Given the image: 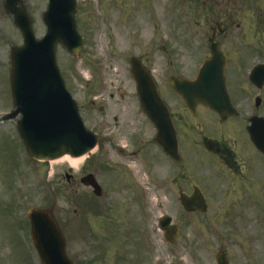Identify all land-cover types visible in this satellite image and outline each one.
I'll use <instances>...</instances> for the list:
<instances>
[{
	"label": "rangeland",
	"instance_id": "1",
	"mask_svg": "<svg viewBox=\"0 0 264 264\" xmlns=\"http://www.w3.org/2000/svg\"><path fill=\"white\" fill-rule=\"evenodd\" d=\"M201 1L99 0L98 4L94 0L95 7L77 0L76 25L86 45L83 60L74 59L57 46L56 62L87 128L99 136L109 134L103 140L105 152L100 150L77 166L65 161L37 162L26 154L14 122L0 124V264H39L29 236L26 213L30 209L54 214L72 264H216L220 249L225 250L229 264H264V201L252 203L250 186V181L264 185V157L254 150L246 135L248 116L256 110L244 101L248 95L245 87L238 88L232 76L241 115L230 120L229 125L210 120L212 114L206 110L199 113L189 139L193 152L187 156L194 158V164L184 170L172 167L145 143L153 127L140 117L135 106L128 64L131 56L147 58L154 76L164 82L165 74L185 70L181 67L185 61H190L192 67H184L194 74L195 65L206 55L205 31L210 25L198 7ZM232 1L221 4L228 8ZM23 3L35 38L39 39L45 32L41 14L47 2ZM260 4L264 5V0ZM152 21L157 22V28ZM21 44L20 33L0 10V115L11 109L9 49ZM161 53H168L167 61L161 59ZM260 63L264 64V54L249 53L240 67L245 71ZM227 68L228 60L225 75L230 93ZM125 106L130 107V115H124ZM258 113L264 114V102L257 116ZM113 117L117 118L116 127ZM139 129L143 131L135 133L143 135V139H130L132 131ZM202 135L209 141L216 138L235 152V167L242 174L235 176L222 170L212 158L199 160L202 156L195 144ZM133 140L136 148H132ZM138 147L143 155L151 156L152 163H157L154 170L143 168L140 154L131 156L130 151ZM97 156L125 170H103L95 164ZM93 172L103 190L101 199L79 184V178ZM180 173L185 174L179 176ZM66 175H71L72 180L67 181ZM182 178L202 190L208 203L206 216L182 210L173 185L186 183ZM161 182L164 187H160ZM164 215L170 216L171 226L179 229L174 244L164 242L161 233L149 232Z\"/></svg>",
	"mask_w": 264,
	"mask_h": 264
},
{
	"label": "water",
	"instance_id": "2",
	"mask_svg": "<svg viewBox=\"0 0 264 264\" xmlns=\"http://www.w3.org/2000/svg\"><path fill=\"white\" fill-rule=\"evenodd\" d=\"M47 1V9L42 16L46 35L39 41L33 36L25 9L17 7L22 0H4L2 5L6 14L12 15L23 37V46L13 48L10 53L13 111L2 120H12L21 115V119L16 122L17 131L28 154L40 161L64 155L78 157L96 145L94 135L83 128L75 104L64 90L55 64L56 43L65 45L71 53H77L80 49V39L75 33L73 19L75 1ZM211 52L212 59L217 58L219 61L216 51ZM215 61L212 60L202 68L196 81L174 79L172 83L190 110L200 103L225 120L234 111L224 88L221 63ZM136 78L141 80L139 84L148 83L147 77L142 74ZM140 91L141 104L159 132L156 141L165 153L176 158L174 134L167 121L166 124L164 122L161 107H156L158 99L154 91L146 86ZM160 122L163 125L160 126ZM248 132L256 147L264 152V119L253 118ZM81 182L93 187L96 195L100 194L92 176L85 177ZM180 201L186 211L204 212L206 209L197 190L191 198L181 196ZM28 217L32 242L41 264H71L65 255L63 237L50 213L31 210ZM161 226L165 238L173 242L176 228H169L164 222ZM216 261L217 264H226L222 252L217 255Z\"/></svg>",
	"mask_w": 264,
	"mask_h": 264
},
{
	"label": "flooded vegetation",
	"instance_id": "3",
	"mask_svg": "<svg viewBox=\"0 0 264 264\" xmlns=\"http://www.w3.org/2000/svg\"><path fill=\"white\" fill-rule=\"evenodd\" d=\"M218 1L220 4L217 5L214 13L209 14L206 16L207 22L209 23L210 27L208 28V32H210V37H209V42L212 43H218L219 45H221V47H223L224 49L227 50H236L237 49V41L240 38L237 37H233V36H229V30L228 27L232 25V23L234 22L235 19V15L233 14L235 11V7L236 6H230L227 8L224 4H221L224 0H216ZM255 18L256 16L259 18H264V14L261 12V6H259L257 8V10L255 11L254 14ZM221 38V39H220ZM228 59V57H227ZM239 60L236 61V63H234L233 68L230 69V74L233 75H237L239 74ZM157 89L159 93H163L165 90V88H163L160 84L157 85ZM126 112L128 114L131 113L130 109H127ZM172 115V114H171ZM135 116V114H134ZM172 119L173 121H179L180 122V118L179 117H175L172 115ZM180 146V144H179ZM207 146L210 149H207L210 152L216 151L219 152V150H215V149H211L210 145L207 144ZM225 163H227L226 161H224ZM231 166V165H229Z\"/></svg>",
	"mask_w": 264,
	"mask_h": 264
},
{
	"label": "bare ground",
	"instance_id": "4",
	"mask_svg": "<svg viewBox=\"0 0 264 264\" xmlns=\"http://www.w3.org/2000/svg\"><path fill=\"white\" fill-rule=\"evenodd\" d=\"M85 157L86 156L73 159V158H70V157L65 156V157L59 159L57 162H61V161L63 162V161H65L70 166H77L80 163V161L83 160Z\"/></svg>",
	"mask_w": 264,
	"mask_h": 264
}]
</instances>
